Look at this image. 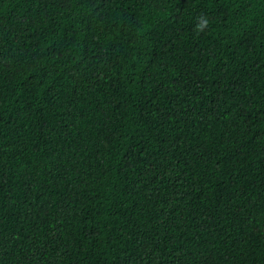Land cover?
Listing matches in <instances>:
<instances>
[{"label":"trees","instance_id":"trees-1","mask_svg":"<svg viewBox=\"0 0 264 264\" xmlns=\"http://www.w3.org/2000/svg\"><path fill=\"white\" fill-rule=\"evenodd\" d=\"M0 264H264V0H0Z\"/></svg>","mask_w":264,"mask_h":264},{"label":"clouds","instance_id":"clouds-1","mask_svg":"<svg viewBox=\"0 0 264 264\" xmlns=\"http://www.w3.org/2000/svg\"><path fill=\"white\" fill-rule=\"evenodd\" d=\"M198 20L201 21L200 23L196 24V31L203 32L206 27H208V20L203 17H198Z\"/></svg>","mask_w":264,"mask_h":264}]
</instances>
